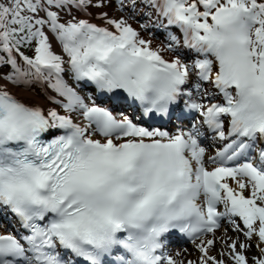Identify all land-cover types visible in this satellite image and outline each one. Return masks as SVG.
I'll use <instances>...</instances> for the list:
<instances>
[{
    "label": "snow or ice",
    "instance_id": "obj_1",
    "mask_svg": "<svg viewBox=\"0 0 264 264\" xmlns=\"http://www.w3.org/2000/svg\"><path fill=\"white\" fill-rule=\"evenodd\" d=\"M0 218V264H264V0H0Z\"/></svg>",
    "mask_w": 264,
    "mask_h": 264
},
{
    "label": "bare ground",
    "instance_id": "obj_2",
    "mask_svg": "<svg viewBox=\"0 0 264 264\" xmlns=\"http://www.w3.org/2000/svg\"><path fill=\"white\" fill-rule=\"evenodd\" d=\"M117 14H118V13H117ZM93 22H95V21H93ZM95 23H97V22H95ZM156 35H157V34H156ZM157 36H158V35H157ZM158 37L161 38L160 36H158ZM24 98H25V99H32L31 97H28V96H25ZM204 143H205V145H209L210 140H206V141H204ZM219 146H220V145H217V147H219ZM215 148H216V147H215ZM214 151H215V150H214ZM214 151H213L212 153H209V154H214ZM7 227H9L8 221L5 220V219H3V218H0V230H2V228H7ZM224 227L227 228V227H229V226L227 225V223H225V224H224ZM222 233H223V228L217 232V236L222 235ZM229 234H231V233H229ZM184 247H187V248L189 249V251H193V249H192V245H191V244H187V245L184 246ZM219 247H220V245L217 244V248H219ZM176 248H178V247H175L173 250H175ZM195 255H197V253L193 252V256H192L191 258H195Z\"/></svg>",
    "mask_w": 264,
    "mask_h": 264
},
{
    "label": "rangeland",
    "instance_id": "obj_3",
    "mask_svg": "<svg viewBox=\"0 0 264 264\" xmlns=\"http://www.w3.org/2000/svg\"><path fill=\"white\" fill-rule=\"evenodd\" d=\"M90 11L93 13V17H92L93 21H95L97 23H102V21H100V20L95 18L96 14H98L101 11H107L110 15L117 14V13H114L113 8H111V7L105 8V9H90ZM40 91H42V90L37 88V92H40ZM208 151H209V153H211L212 152V147H209Z\"/></svg>",
    "mask_w": 264,
    "mask_h": 264
}]
</instances>
